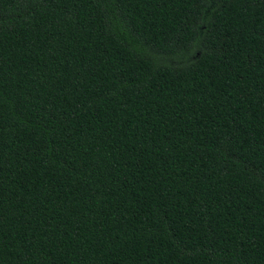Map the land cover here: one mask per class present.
Wrapping results in <instances>:
<instances>
[{
    "label": "trees",
    "instance_id": "16d2710c",
    "mask_svg": "<svg viewBox=\"0 0 264 264\" xmlns=\"http://www.w3.org/2000/svg\"><path fill=\"white\" fill-rule=\"evenodd\" d=\"M0 264H264V0H0Z\"/></svg>",
    "mask_w": 264,
    "mask_h": 264
},
{
    "label": "rangeland",
    "instance_id": "374dc122",
    "mask_svg": "<svg viewBox=\"0 0 264 264\" xmlns=\"http://www.w3.org/2000/svg\"><path fill=\"white\" fill-rule=\"evenodd\" d=\"M196 54H197L196 50L195 51L193 50L175 56H169V57L161 56L160 60L167 64H182L189 60H193L196 57Z\"/></svg>",
    "mask_w": 264,
    "mask_h": 264
}]
</instances>
